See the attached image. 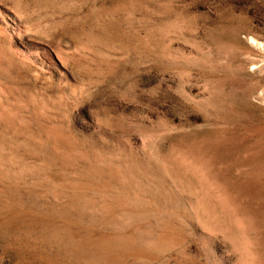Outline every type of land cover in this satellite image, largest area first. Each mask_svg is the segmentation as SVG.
Listing matches in <instances>:
<instances>
[{
    "label": "rangeland",
    "instance_id": "rangeland-1",
    "mask_svg": "<svg viewBox=\"0 0 264 264\" xmlns=\"http://www.w3.org/2000/svg\"><path fill=\"white\" fill-rule=\"evenodd\" d=\"M0 264H264V0H0Z\"/></svg>",
    "mask_w": 264,
    "mask_h": 264
},
{
    "label": "bare ground",
    "instance_id": "bare-ground-1",
    "mask_svg": "<svg viewBox=\"0 0 264 264\" xmlns=\"http://www.w3.org/2000/svg\"><path fill=\"white\" fill-rule=\"evenodd\" d=\"M9 18H10V17H9ZM10 22L13 23V24L15 23L14 19H12V18L10 19ZM10 22H6V21H5V23H4L5 26H6V27L12 26V24H11ZM5 26H4V27H5ZM4 27H3V28H4Z\"/></svg>",
    "mask_w": 264,
    "mask_h": 264
}]
</instances>
